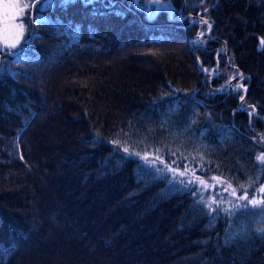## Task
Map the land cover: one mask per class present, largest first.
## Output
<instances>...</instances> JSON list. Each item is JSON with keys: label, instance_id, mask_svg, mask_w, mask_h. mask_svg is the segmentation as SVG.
Segmentation results:
<instances>
[{"label": "trees", "instance_id": "1", "mask_svg": "<svg viewBox=\"0 0 264 264\" xmlns=\"http://www.w3.org/2000/svg\"><path fill=\"white\" fill-rule=\"evenodd\" d=\"M168 1L209 14L196 51L191 20L149 19L158 0H38L28 42L0 47V264H264L251 210H212L134 155L264 184V0Z\"/></svg>", "mask_w": 264, "mask_h": 264}, {"label": "rangeland", "instance_id": "2", "mask_svg": "<svg viewBox=\"0 0 264 264\" xmlns=\"http://www.w3.org/2000/svg\"><path fill=\"white\" fill-rule=\"evenodd\" d=\"M37 1L38 0H0V47L1 48L7 47L11 49L14 48L18 49L23 46L27 38V33H28L27 30L29 29L28 20L26 18L30 10L35 7ZM134 2L135 4H137L138 0H134ZM23 4H27L29 5V7L27 9L12 7L13 5H23ZM155 7L156 8H153L151 6L152 12L149 15V19H153L155 14H157L159 11L166 10L170 18L181 17L191 20V24L195 25L197 30L195 36H191L190 38V43L192 44V51L193 50L196 51V49L199 48L198 46L203 42L205 44L206 42L203 39H205V37H210L213 32V24L211 21H209L210 20L209 14H206V18H208L206 20H208L212 24V32L211 34L199 39L200 35H203L210 30V26L208 24H205V26L200 25L203 23V19H204L202 18V14H203L202 11L195 15H185L184 13L185 7H183L181 10L180 9L177 10V8H175L173 4L168 0H158ZM151 8H149L148 10L151 11ZM207 9H209V5ZM21 32L22 35H20ZM17 36H20L18 42H17ZM196 36L199 37L197 38ZM13 43L16 44L14 48L10 46ZM226 52L224 58L226 57L227 61L229 62ZM219 72H220L219 66L213 69H208V74H207L208 82L211 83L214 76H216ZM237 75H239L237 72H232V73L229 72L227 77L228 81L225 84H227V86L229 87L230 79L237 77ZM242 85H245V83L236 82L231 85V88L233 87L232 90H234ZM238 92L243 93V90ZM243 97H246V94H244L241 97L240 101L243 99ZM239 110L240 111L248 110V107H246L242 103V105L239 106ZM260 142L262 143V141ZM134 155L137 156L145 164L160 169V172L163 173L164 177H167V181L169 185L172 186L174 190L191 191L200 195L202 198L208 201L212 210L221 209L223 214H227L230 212L232 213L240 212L243 210L244 211L251 210L252 211L251 216L254 219H257L256 221H264V212L261 211V209L264 208V205L253 206L251 204H248V200L240 199V196L244 193H247L248 198L252 199L255 193L254 198L257 201L264 200V192H260V189L264 188V184L252 190L235 188L228 181H226L225 179L219 176H207V177L202 176L197 170L192 169L190 167H180L173 163H167L163 160L162 157L158 155H152V154H141V155L134 154ZM262 155H264V153L260 154V156ZM144 157H147L149 161H152V164L146 163ZM165 165L169 166V168H171L173 171H169L168 168L165 167ZM178 173H185V175L179 176ZM174 175L176 181L183 180L184 183L170 182L172 181ZM196 178H199V180L206 181L208 186L206 187L205 185L200 184L199 181H197L196 183H189V181H196ZM233 190H235V194L233 193ZM238 204L239 205L248 204V208L237 209L236 205Z\"/></svg>", "mask_w": 264, "mask_h": 264}, {"label": "snow or ice", "instance_id": "3", "mask_svg": "<svg viewBox=\"0 0 264 264\" xmlns=\"http://www.w3.org/2000/svg\"><path fill=\"white\" fill-rule=\"evenodd\" d=\"M73 2H74V0H61V6H62V7H66L67 5H69V4L73 3ZM84 2H85V3H90L91 0H84ZM42 3L45 4V7H50V6H51V0H42ZM12 7H19V8H22V9H27V8L29 7V5H27V4H23V5H13ZM40 22L43 23V22H46V21L44 20L43 17H41V21H40ZM20 35H22V32L20 33ZM35 35H36V34L33 33V34H32V37H30V38H34ZM19 38H20V36H17V42L19 41ZM27 42H28V41H25V43H27ZM10 46L14 48V47L16 46V44L13 43V44H11ZM22 52H23V49H21L20 52H14V53H11V55H14V56H18V57H19V56H21V53H22ZM124 151L127 152L128 149L125 148ZM144 159H145L146 163H148V164H152V161H149V160L147 159V157H144ZM259 159L261 160V162H264V155L260 156ZM161 163H162V161H161ZM165 167L168 168L169 171H173L171 168H169V166L165 165ZM157 171H160V169H157ZM153 174H154V173H153ZM178 175H179V176H184L185 173H178ZM160 178H165V179H167V177H160ZM213 179H215V178H213ZM197 181H199L200 184L205 185L206 187L208 186V184H207L206 181L199 180V178H196V181H189V183H196ZM170 182H172V183H184L183 180L176 181V179H175V175L173 176L172 181H170ZM260 192H264V188H261V189H260ZM233 193L235 194V190H233ZM254 197H255V193H254V196H253L252 199H249V198H248V194H247V193H244V194H242V195L240 196V199H241V200H248V204H251V205H253V206L264 205V200L257 201ZM213 202H215V201H213ZM248 204H243V205H239V204H238V205H236V207H237V209H240V208L247 209V208H248ZM261 211L264 212V208H262ZM260 231H264V228L260 229ZM0 249H2V246H0Z\"/></svg>", "mask_w": 264, "mask_h": 264}, {"label": "water", "instance_id": "4", "mask_svg": "<svg viewBox=\"0 0 264 264\" xmlns=\"http://www.w3.org/2000/svg\"><path fill=\"white\" fill-rule=\"evenodd\" d=\"M185 5H186V3H185ZM185 5H184V7H185ZM203 24H208L209 26H210V30L207 32V33H205V34H203V35H200V37H199V39L200 38H203L204 36H207V35H209V34H211V32H212V24L208 21V20H206V19H203ZM198 38V37H197ZM240 76H241V73H239V75L237 76V77H235L234 79H231L230 80V82H229V87L231 88V85L236 81V80H238L239 78H240ZM235 91H245L246 93H247V91H248V87L247 86H244V85H242V86H239L237 89H234ZM244 100H245V97H243V99L240 101V106L242 105V103L244 102Z\"/></svg>", "mask_w": 264, "mask_h": 264}, {"label": "bare ground", "instance_id": "5", "mask_svg": "<svg viewBox=\"0 0 264 264\" xmlns=\"http://www.w3.org/2000/svg\"><path fill=\"white\" fill-rule=\"evenodd\" d=\"M235 78V77H234ZM234 78H232V79H234ZM231 80V79H230Z\"/></svg>", "mask_w": 264, "mask_h": 264}]
</instances>
